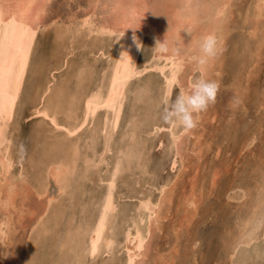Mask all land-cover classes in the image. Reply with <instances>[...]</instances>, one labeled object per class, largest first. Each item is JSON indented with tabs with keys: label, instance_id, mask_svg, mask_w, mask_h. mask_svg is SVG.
Segmentation results:
<instances>
[{
	"label": "bare ground",
	"instance_id": "bare-ground-1",
	"mask_svg": "<svg viewBox=\"0 0 264 264\" xmlns=\"http://www.w3.org/2000/svg\"><path fill=\"white\" fill-rule=\"evenodd\" d=\"M48 1L0 0V209L10 213L9 208L14 206L13 197L19 188L20 190L27 188L23 190L28 192L30 189H34L31 192L36 197L43 198L41 210L33 213L36 215L33 216L30 234L25 240L24 256L20 259L19 264H84L87 257L92 259L93 256L112 249L115 241V232L113 231L115 214L117 216L118 209L115 192L116 175L125 166H128L132 153H138L139 158L143 154L145 142L141 138H137L141 132L138 130L139 133H137L134 124L126 134L128 141H125L119 149L122 157L118 156L110 175L103 177L99 174L97 178L94 176L95 179L92 176L95 172L99 173L100 165L106 162L105 154L111 149L112 136L119 123L129 80L148 69L160 72L164 79L163 89L158 93L161 99L169 96L174 83L181 86L182 93L187 91L191 85V75L194 71H199L202 77L217 80L213 77V72H218L217 70L221 67V59L217 55L206 69L198 70L194 63L195 44L203 35L214 33L217 37L218 48L221 47L229 29L227 23H224L229 0H91L89 2L91 3L90 10L83 13L80 18L74 15L77 18L73 17L75 20L72 19L73 21L70 20L67 23H58L56 19L43 23L42 19L44 18L41 19V17L47 10ZM255 2L254 15L262 16L264 0ZM99 5L103 6L106 12V16L102 20H97L95 17V8ZM68 17L72 18L70 15ZM51 25L55 26L52 53L56 55L59 49L63 53L61 52L55 59L52 58L53 62H48L41 73L39 68L42 67L34 66L32 54L40 29ZM185 27L190 29L191 34L186 29H182ZM252 28L253 25L250 30L253 34L256 30ZM250 31L249 34H251ZM179 34L185 42L184 48L187 51L174 55L157 50L156 42L158 40L162 41L165 35L171 39ZM146 35L150 36L155 43L156 52L153 54L156 61L150 64L145 62V65L140 68L137 62L140 47L138 48L133 41V36L137 37L142 44ZM118 36H120L119 39H116ZM76 46L89 48L79 62L71 59L73 55L71 53ZM259 47H257L258 51ZM96 49L100 50L102 55H106L108 60L106 62L103 60L105 63L99 66V77L93 79L94 69L97 68L96 62L90 65L89 60L95 58L93 55H95ZM124 51H127L131 57V64L128 60L120 58ZM185 66L188 67L189 72L183 71ZM28 72L36 77V81L30 85V113L39 117L44 123L46 122L49 128L44 130L43 135L40 134L43 138L40 149L27 154V159L24 162L21 158L22 155L17 161L15 159L9 123L19 111L21 92ZM184 80H186L185 84ZM137 95L143 100L151 98L146 83L138 89ZM138 97L137 99H139ZM155 98L153 96V102L150 103L147 110L150 120V131L147 132L153 133L156 130L163 131L169 126L171 129L174 125L165 122L156 112L158 100ZM101 109L105 114L103 117H97L96 114ZM84 127H87V131H84V135H82ZM176 129H171L169 132L172 135L170 133L169 135L172 136L171 145L175 147L176 153H180L183 141L182 136L176 134ZM146 135L148 136V133ZM82 138L85 139L83 147L80 145ZM255 138L254 131L248 133L241 149L250 150ZM99 139L102 140V145L97 150ZM79 160L81 163H78ZM261 162L262 164L253 162V165L249 167V178L246 179L254 180L251 181V183L254 182L252 195L257 196V201H255L257 203L252 208L246 205L250 209H245L243 214L240 211L232 213L235 224L239 220L240 225L237 224L234 233L230 232V237L219 236L224 231L223 229L217 232L218 226L221 224L218 223V220L224 218L222 213L218 212L221 209L220 206V209H216L218 206L215 207L214 204L210 208L209 212L211 213L203 221V217L200 215L202 222L199 224H204L207 227L202 226L203 232L200 236L204 234V237H200L194 242L202 243L201 239L205 241V237H207L208 240L205 244L210 247L211 242L219 233V241L222 246H228L226 249L221 248L217 251V256L221 259L227 258L230 264H264V159ZM79 164L80 166H78ZM171 164L174 167L175 160ZM15 165L18 166L16 170L14 169ZM143 165L139 163L137 167ZM255 170L257 172H254ZM29 176L33 178L31 182ZM49 181L55 183L56 193L50 192ZM87 181H97V184L106 182V185L100 195L95 197L92 194L90 196V203L80 201L76 196V202H79L81 206V209L79 208L81 213L78 214L79 212L75 211L71 213L69 218L67 217L66 225H62L64 228L60 227L46 242L45 239L48 238L44 237H47L52 225H58V222L60 224V219L57 221L63 209L60 197L69 193L71 201L75 192L78 195L90 192L86 188ZM212 183H216V180L213 179ZM244 184L247 183L238 180L231 181L228 185L223 184L225 186V191L222 188L223 195L228 199L235 200L244 196L247 199L251 190L243 188ZM165 188V186L161 187L160 191H163V194L161 193V197H158V204H155L147 193L139 198L136 211L127 218L123 231L125 249L128 252L126 260L122 264H158L156 261L151 263L146 258L149 251L147 235L153 230V225L158 228L157 224L159 225L160 217H162L161 204L171 197L172 188L169 191ZM259 194L260 199L258 198ZM190 199L186 202L193 204ZM241 199L239 200L241 201ZM71 204L73 207V202ZM70 206L69 204V208H71ZM8 221L9 219L6 217L0 219V240L3 236L5 237L6 232L9 233ZM212 225L215 226L212 227L213 231L209 229ZM202 227L200 226V229ZM209 230L212 233L209 234ZM43 246L46 248L44 254L39 251ZM109 262L102 260L98 264H112Z\"/></svg>",
	"mask_w": 264,
	"mask_h": 264
},
{
	"label": "rangeland",
	"instance_id": "rangeland-1",
	"mask_svg": "<svg viewBox=\"0 0 264 264\" xmlns=\"http://www.w3.org/2000/svg\"><path fill=\"white\" fill-rule=\"evenodd\" d=\"M90 1L91 0H49L46 5L47 12L45 11L41 19H45H42L43 23L50 22L52 19H56L58 23H67L70 22V20L73 21L90 10ZM255 1L258 0H229L227 17L224 23H227L230 30L228 29V34L226 32L225 40L222 42L223 44L221 47H219L217 57L221 59V67L217 70L218 72H213V77L217 78L216 81L219 83L215 102L210 104L206 111L199 114L200 119L198 126L191 130L190 133L185 132L184 129L182 130L179 126L172 125L173 127L171 128H177L175 130L177 131L176 134L182 136L183 142L180 149L182 152L176 153L175 147L171 145L172 136L170 135L172 134L170 133V126L163 131L153 130L154 133L147 132L148 130L150 131L149 112L147 110L150 107V103L153 102V96L154 98L157 96L155 99L158 100V106L155 110L162 117L168 106L165 100H172L178 94L182 93L181 86H179L178 83H174L169 96L165 99H161L158 93L163 89L164 79L160 72L148 69L149 71L145 70L141 72L140 75H136V78L133 77L129 80L119 123L112 136L111 149L105 154V161L107 163L104 162L101 164L99 173L96 174L95 172L92 176L93 178L94 176L97 178L99 174L103 177H108L110 175L116 159L122 157L119 149L125 141H128V136L126 134H128L134 124L137 133L141 132L137 138H141L145 142L143 154L141 158H139L140 155L138 153H132L128 161V166H125L122 171L116 175L115 192L117 194L118 209L116 211L117 216L115 214L116 220L114 221L115 227L113 229L115 232V241L112 249L108 252L105 251L104 253L96 255L98 259L96 256H93L92 259L91 257H87L84 264H90V261L91 264H98L99 261L101 262L102 260H106L107 262L110 261L109 263L112 264H122L124 260H126V254L128 252L127 249H125L123 231L127 223V218L134 214L136 211L135 208H137L139 204L138 199L146 195V193L155 204H158V197H161L163 194V191H160L162 186L163 188L165 186V190L167 191L172 188V192L170 199L168 201L165 200L166 202L161 204L162 209L160 212L162 217H160L159 225L157 224L158 228H155L156 226L154 227L153 225V230L147 235L149 251L146 258L148 261L151 263L156 261L158 264H230L227 258L221 259L217 256V251L221 248L226 249L228 246H222V243L219 241V236L223 237L226 235V237H230V234L234 233L233 231H235L237 224L240 223L238 220L235 224V218L232 216L233 212L239 213L240 211V213L243 214L245 213V209H250L256 205L257 202L255 201H257V196L252 195L254 182L251 183V181L254 180L246 179L249 178V167L253 165V162L255 163L256 161V164L257 162L262 164L261 160L264 159V11L262 16L256 17L254 15L256 9ZM104 10L105 8L100 5L95 8V17L97 20L105 18L106 12ZM58 13L59 16H57ZM69 15L72 17L71 19L68 17ZM74 15L77 17H74ZM252 25V29L256 30L253 34L250 31ZM54 27L51 25L45 29H40L33 50L32 57L33 62H35L34 66L42 67L39 68L41 73L44 71L45 65H47L48 62H53L52 58L55 59L62 52V50L59 49L56 55L52 53ZM249 31L251 34H249ZM260 41H262V43H260ZM141 45L137 59L140 68L145 65V62L150 64L156 61L154 57L156 48L153 39L146 35ZM257 45L260 46L259 51ZM87 49L89 48L76 46L73 53H71V55L73 54L71 59L79 62V60H82L81 57H84L87 53ZM104 51H106V49H104ZM94 54L93 56H95V58H91L89 64L91 65L96 62L97 68L94 69L93 79H97L99 77V66L104 64L108 58L106 55H102L98 49L95 50ZM151 58L153 59L151 60ZM103 60H105V62ZM34 66L31 67L33 68ZM184 68V72H189L187 66ZM193 74L191 75V83L194 79L202 77L199 71H194ZM35 81L36 77L31 75V72H28L21 92L18 106L19 111L11 121L13 123H9V131L11 140H13L12 146L15 151L14 155L16 161L22 155L21 158L25 162L27 154H31L33 151L37 152L41 147L42 135L49 128L46 122L44 123L39 117L30 113V85ZM185 81L186 80H184V84ZM145 83L149 87L151 98L143 100L140 99L138 95L136 96V94H138V89ZM137 97L139 99H137ZM103 114H105L104 110L101 109L98 110L96 115L97 117H103ZM39 131L43 132L41 133ZM84 131H87V127L82 129V135H84ZM252 131L256 133L255 141L252 144L253 147L251 146L250 150L246 148L241 149L245 137ZM147 133L148 136L146 135ZM149 136L151 137L149 138ZM84 140L85 139L82 138V141H80L81 147L85 146L83 144ZM101 141V139L98 140L97 150H99L102 145ZM174 160L175 165L173 167L171 162ZM78 163H81V160H79ZM139 163H141V165L145 163L142 167L139 166L143 170L137 167ZM78 166H80V164ZM16 168H18L17 165H15L14 169L16 170ZM254 172L257 171L255 170ZM31 179L33 180V178L29 176L30 182ZM213 179L216 180L214 184L212 183ZM236 180L247 183L244 184L245 186H242L245 189L251 190V194L248 195L247 199H245L244 196L234 200L228 199L223 195L222 188L224 190V185H228L229 182ZM54 184L55 183H52V181L48 182V188L52 194L56 193V186ZM105 185L106 182L97 184V181H87L86 188L89 189L90 192H85L84 195H78V193L76 194L75 192L72 195L71 201L69 200V193L61 196L63 209L60 214L61 216L57 218V221L60 219V224L58 222V225H52L53 227H51L48 234L49 236L46 235L47 237H44L48 238L45 239V241H48L60 227L62 228V225H66V220H68L71 213L74 211L76 213L79 212L78 214L81 213V206L79 202H76V196L80 201L90 203V196L92 194L95 197L100 195ZM23 189L26 190L27 188H22V190L19 188L14 195V206L9 208L10 213H7L4 209H0V219L3 217L9 219V233L6 232L5 237L3 236L0 240V264H19L21 261L20 259L24 256L25 240L28 237L27 235L30 234L32 220H34L33 216L36 215L33 213L41 210L43 198L36 197V195L32 193L34 189H30L29 192ZM258 198H261L260 194ZM189 199L193 201L194 206L190 204V202H186ZM218 199L220 200L219 202L217 201ZM239 199H241V201ZM68 201L70 202L71 208H69ZM212 201L215 202L213 203ZM72 202L73 207L71 204ZM207 203H211L212 205L209 204V207ZM214 204L215 207L218 206L216 209H220L221 207L218 212L222 213V216H224V218L222 217L218 220V223L220 222L221 224L218 226L217 232L222 229L224 231H222L220 235L218 233V236L215 230L216 237L214 241L211 242V246L208 247L205 244L208 240L207 237H205V241L201 239L202 243H200V241L194 242V240H199L200 237H204V234L201 236L200 234H202L201 232H203L202 230L205 225L203 224V226L199 223L209 216L211 213L209 212L210 208ZM246 205L251 207L248 208ZM214 214L221 217L217 213ZM200 218H202V221ZM200 226L203 227L200 229ZM212 227L215 226L212 225L209 229L213 231ZM210 230L208 232L209 234L212 233ZM42 248H40L41 250L39 251L44 254L46 248L45 246Z\"/></svg>",
	"mask_w": 264,
	"mask_h": 264
},
{
	"label": "clouds",
	"instance_id": "clouds-1",
	"mask_svg": "<svg viewBox=\"0 0 264 264\" xmlns=\"http://www.w3.org/2000/svg\"><path fill=\"white\" fill-rule=\"evenodd\" d=\"M188 33L191 34L187 27ZM121 36V35H120ZM118 36L116 39H119ZM133 41L137 47L142 45L137 37L133 36ZM184 40L181 35H175L171 39L166 35L162 41L156 42V47L159 52H168L174 55L187 51L184 48ZM218 41L214 33L203 35L195 44L194 63L198 70H204L212 60L218 55ZM121 59L128 60L132 63V59L127 51L121 53ZM219 88V83L216 80L201 77L194 79L187 91L178 94L172 100H165L168 105L165 109L162 119L165 122L172 123L174 126H179L185 132H189L198 126L200 113L206 111L208 106L215 102L216 94Z\"/></svg>",
	"mask_w": 264,
	"mask_h": 264
}]
</instances>
